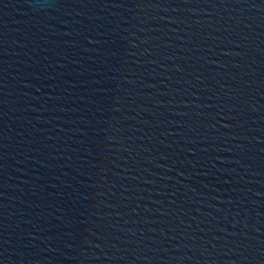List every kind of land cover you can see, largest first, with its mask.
<instances>
[{
    "label": "water",
    "instance_id": "95a60500",
    "mask_svg": "<svg viewBox=\"0 0 264 264\" xmlns=\"http://www.w3.org/2000/svg\"><path fill=\"white\" fill-rule=\"evenodd\" d=\"M0 264H264V0H0Z\"/></svg>",
    "mask_w": 264,
    "mask_h": 264
}]
</instances>
